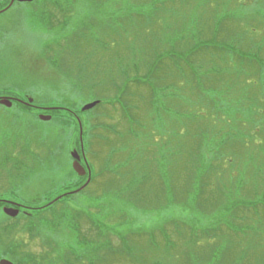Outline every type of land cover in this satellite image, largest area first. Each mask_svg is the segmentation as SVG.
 <instances>
[{
    "label": "rangeland",
    "instance_id": "rangeland-1",
    "mask_svg": "<svg viewBox=\"0 0 264 264\" xmlns=\"http://www.w3.org/2000/svg\"><path fill=\"white\" fill-rule=\"evenodd\" d=\"M46 4L0 13V97L17 91L50 109L22 117L17 104L0 105V201L73 193L86 179L72 169L73 150L90 180L54 205L70 207L67 227L42 222L31 240L19 233L25 213L12 225L0 208V227L17 231L0 233V256L13 240L40 264L71 250V264H264V70L245 62L235 71L215 50L182 66L196 32L210 39L219 20L229 38L215 34L214 45L264 47V0H59L54 30L37 18ZM151 61L156 84H135ZM79 213L93 220L81 219L80 233Z\"/></svg>",
    "mask_w": 264,
    "mask_h": 264
},
{
    "label": "trees",
    "instance_id": "trees-1",
    "mask_svg": "<svg viewBox=\"0 0 264 264\" xmlns=\"http://www.w3.org/2000/svg\"><path fill=\"white\" fill-rule=\"evenodd\" d=\"M39 2H48V4H46L44 6H42L41 8V11L39 13H37L38 15V19L40 20V22L46 26V20H52V22H50V30H54L53 29V22L56 21V18H53L52 17V14L51 12L49 11L51 8L52 10L54 9V5L55 4H58V1L59 0H37ZM48 6V7H47ZM55 7H57V5H55ZM216 9H218L216 7ZM221 9V8H220ZM154 13H157V9H153ZM216 11H220L219 9L216 10ZM222 11V9H221ZM34 13V12H33ZM123 17H122V20L120 19V21L123 23V28L124 29H127L128 28V23H130V19L128 18L127 22H124V14H122ZM130 15H133L132 13L129 14ZM128 16V17H129ZM226 15H222V18H225ZM153 15H145V14H134V18L135 19H143L142 21H146V19L148 18H152ZM53 18V19H52ZM58 23L60 22V19L57 21ZM222 20L218 21V24L215 23L216 27L218 26V29L217 31H214V33L212 34V36L210 37V39L208 40H205L203 38H201V35H202V32L201 31H197L196 32V37L198 38V40H195V44L196 45H193L189 52H185V51H182V66L184 67H187L188 69H193L192 66H194V62L192 60V56L197 52L199 53L200 51H203V50H209V51H212V50H215L217 53H219L218 55L220 56V54L222 56H226V58H228V62L229 60L230 61H235L236 62V65H235V71H239L241 72L242 69H243V66H247L245 62H249L250 67H251V73L252 74H257L258 72L260 71H263L264 68L262 69V61H264V47H262V45H258L256 46V49L255 51H248V50H243L241 49L240 47H238L239 45H227L226 42L224 41H221V43H218V44H223L226 46V48L222 47V46H216L214 45L215 44V41L216 39L219 37V35L221 33L224 34V32H222V29L220 30V25L221 24ZM130 26V24H129ZM105 27H103L102 29H104ZM215 34H219L217 35L215 38ZM220 38V37H219ZM229 38L228 37V33L226 32V34H224L223 38L222 39H227ZM221 39V38H220ZM194 40V39H192ZM191 40V42H193ZM225 43V44H224ZM47 53V51H46ZM250 53H254L256 55V57L259 59L258 61L256 60H250L248 61L246 59L247 55H249ZM45 54V53H44ZM169 60L171 61L173 59V56H169ZM156 61V60H155ZM154 61H151L149 62L147 65H149L148 67V71H147V74L144 75V78H148L147 79H144V80H134L133 82H135V84H142L144 86H147L150 85V81L151 82H154L156 84V81L153 80L152 76H153V69L157 68L159 69L158 67H154L153 66V63ZM160 65L162 64V59L160 61H157ZM234 62V64H235ZM186 63V64H185ZM183 69V68H182ZM77 71H79V69H77ZM192 74V77L194 79H196V74L192 71L191 72ZM150 77V78H149ZM131 80H128V83H130ZM207 85L212 88L213 87V84L210 82V81H206ZM128 85H125L124 86V90L121 91V94L120 95H117L116 96V99L118 101V104L124 108L123 106H125V101H122L123 96L127 93L128 91ZM214 88V87H213ZM15 90V89H14ZM17 91H13V92H6L5 94L6 95H10L12 96L13 98H19V99H22V101H24V99H26V94L24 95H19L16 93ZM6 97H9V96H6ZM15 102V103H14ZM13 102V106L15 104H17V106L20 108L19 109V116H22V117H28V116H31L29 114V112L32 110L31 107H28L26 106L25 104H21V103H18L17 101H14ZM102 102H98L97 105L95 107H97L98 105H101ZM57 110H65V108L61 109L60 107L57 108ZM53 115H56V110L52 112ZM70 119V118H69ZM72 121L74 122V119H72ZM92 139V138H91ZM11 177L13 179L16 178V176L13 174L11 175ZM93 177V176H92ZM91 177V178H92ZM84 177H82L83 179ZM82 185V184H81ZM81 185H78L76 188L80 187ZM88 186V185H87ZM86 186V187H87ZM86 187H84L82 190H84ZM81 190V191H82ZM80 192V191H79ZM71 194H74L72 192H68V193H60L58 194V196L56 198H50V196H42V197H38L36 198L37 200H35L32 204V206H35L34 209H32V212L31 213H27L25 216H24V224L21 228V231L19 233H26V236H29L30 240L33 239L32 238V232L36 229H39L41 227V224L42 222L46 225V226H51V227H55V225H59L60 222H64L66 224V227H67V218L68 216L70 215V207H68L67 205L65 204H62L60 206V208H55L54 205L56 203H58L59 201L61 202L65 197L71 195ZM12 196H14V198L18 201H20L21 203H24L22 202V197H20L21 195H13L11 194ZM49 195V194H48ZM1 197V195H0ZM27 203V204H26ZM42 203V204H41ZM25 204L28 206V204H30V202H25ZM2 206V201H0V208ZM57 212L59 213L58 217H56L57 215ZM84 217H87V219L89 221H93L90 216L88 215H83V214H78V217L76 218V220H74L75 222V226H76V230L80 233V227H79V223H80V220L83 219ZM11 221H13V223H11L12 225H16L17 223V219L20 218L19 216H16L14 218H10L8 217ZM12 225H7L6 224V227L4 226H1L0 227V233L2 236H6L9 234H11V236H14L16 234V226H12ZM11 226V227H10ZM8 228V229H6ZM35 237V235H34ZM90 243L89 240H87L86 238H84L83 240V244H88ZM14 244V241L11 240L10 242H6V246L3 247V250H2V256L1 259H3L2 257H5V258H10L11 259V262L15 263V264H40L39 262H37V260L34 258V257H31L29 256L28 254H20L18 252L19 250V243ZM82 246V245H80ZM86 247V246H84ZM72 248H70L71 250ZM75 251L74 250H71L70 252H67L65 255H60V256H57L56 255V263L55 264H71L72 263V259L71 257H75ZM54 257V256H52ZM55 258V257H54ZM79 260V258L77 257L76 258V261ZM89 264H94L95 263V258L91 259L88 261Z\"/></svg>",
    "mask_w": 264,
    "mask_h": 264
},
{
    "label": "water",
    "instance_id": "water-1",
    "mask_svg": "<svg viewBox=\"0 0 264 264\" xmlns=\"http://www.w3.org/2000/svg\"><path fill=\"white\" fill-rule=\"evenodd\" d=\"M18 2H31L33 0H17ZM13 98L10 97H0V105H3L5 107H11L12 103H13ZM17 101H20L19 99H16ZM23 104L29 105L32 102V99H28L27 102L24 101H20ZM98 103V101L89 103V104H85L82 107V110H89L90 108H93L94 106H96V104ZM39 120L41 121H49L51 119L50 115H45V114H39L38 115ZM83 151V150H82ZM83 154V152H82ZM71 157L73 158V162H72V169L79 175V176H84L86 174L84 167L80 164V158L81 156L78 154L77 150H73L71 152ZM89 171V170H88ZM90 175V172H88V176ZM90 178L88 177L87 180L85 181V183L79 187L78 189H76L73 193H77L79 191H81L85 186L88 185ZM18 209L13 208V207H3V213L10 216V217H16L18 214ZM0 264H14L11 261L3 258L0 259Z\"/></svg>",
    "mask_w": 264,
    "mask_h": 264
},
{
    "label": "flooded vegetation",
    "instance_id": "flooded-vegetation-1",
    "mask_svg": "<svg viewBox=\"0 0 264 264\" xmlns=\"http://www.w3.org/2000/svg\"><path fill=\"white\" fill-rule=\"evenodd\" d=\"M34 2V0L33 1H31V2H18L17 0H7V3L5 4V5H3L2 4V1L0 2V13H2V12H5L6 10H9L10 8H12L15 4H27V3H33ZM3 5V6H2ZM10 97V96H9ZM10 98H13V97H10ZM14 99V101H17L16 99H18V98H13ZM19 100H21V99H19ZM17 102H19V101H17ZM21 104H23V103H21ZM24 105V104H23ZM26 105V104H25ZM26 106H28V107H31V108H33V109H36L37 111H39V113L41 112H47V111H50V109L48 108V109H46V108H43V107H40V106H36V105H34L33 103L31 104V105H26ZM45 107H47V106H45ZM52 107V106H51ZM81 155V154H80ZM83 155H81V158H80V164L82 165V166H86L84 163L85 162H83ZM73 159V158H72ZM83 177H86V179H87V173L83 176ZM86 179H85V181H86ZM3 202H2V206H1V208H3V207H5V206H8V207H13V208H16V209H18V211H19V214L20 213H25V215L29 212V213H31L32 212V209H34V207L35 206H32V204H29L28 206L26 205V204H24V203H20V202H15V201H11V200H8V199H4V200H2ZM18 214V215H19Z\"/></svg>",
    "mask_w": 264,
    "mask_h": 264
}]
</instances>
